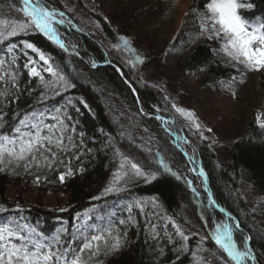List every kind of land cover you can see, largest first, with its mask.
Instances as JSON below:
<instances>
[{"label":"trees","instance_id":"trees-1","mask_svg":"<svg viewBox=\"0 0 264 264\" xmlns=\"http://www.w3.org/2000/svg\"><path fill=\"white\" fill-rule=\"evenodd\" d=\"M128 1L130 5L135 4L136 10L113 26L107 14L91 0H48L51 7L69 14L83 30L75 31L69 25L62 28L67 41L78 48V55L72 53V49L68 51L70 53L63 51L40 33L16 37L15 42L19 47L12 53L0 46V59L17 57L18 68L13 70L17 72L20 86L19 92L8 86L19 98L4 110L12 116L15 112L24 114L39 106L37 99L44 89L38 78L28 75L24 67L27 57L21 51L23 46L20 42L28 40L50 55L54 66L59 65L70 82L75 84L74 88L66 91L61 87L60 95L48 92L46 104L49 108L60 107L71 117L66 122L75 129L69 134L76 144L74 149L58 156L62 164L57 162L51 168L30 166L26 170L23 166L10 165L0 171V206L7 209L0 213V217L17 216L16 209L20 206L22 211L19 215L44 234L51 236L63 228L65 231L60 235L65 247L71 244L77 226L95 223V235L104 236L107 244L104 240L94 242L99 244V251L96 252L95 247L92 252L85 251L83 259L86 264H230L210 239L214 222L222 221L224 216L210 204L201 178L194 173L162 121L156 119L161 116L175 120L172 128L188 140L185 148L193 150L205 168L215 200L238 219L240 230L237 237L241 241L243 236H251L256 262L264 264V128L256 124L253 113L241 114V119L233 120L231 128L236 131V136L224 152L222 162L217 157L213 137L209 134L208 139L200 131L198 133L189 121L174 111V100L166 86L173 89L172 93L176 92L177 78H187L183 76L184 72L206 68L211 76L216 77L228 72L229 68L215 58L217 45L214 47L210 41L195 44L185 53L180 65L168 69L163 79L157 78L162 82H150L149 87H142L141 78L134 75L128 64L114 56L110 60L113 64L93 67V62L108 60L103 40L114 42L116 34L123 32L137 44L134 39L137 37V0ZM9 2L17 8L23 6L21 0H0V20L25 19L22 13L7 7ZM205 2L207 0H196L194 5L203 8ZM249 2L254 7L248 12V17L264 20V0ZM121 6L123 9L118 11L120 17L127 13L126 3L123 2ZM143 8L146 10L147 5ZM246 14V11L241 12L245 18ZM141 16L148 17V14L140 15L139 20ZM187 28L196 29L191 23ZM133 31H136V35ZM117 67L123 70V75ZM171 71H174L176 80ZM176 72L179 73L178 77ZM44 75L46 80L50 79L47 73ZM134 89L138 92L144 114L138 107ZM3 103L7 104V101ZM117 149L138 162L146 173H156V179H145L129 173L121 183L123 191L103 194L114 178L113 173L120 171L121 155ZM161 158L171 172L160 170L157 161ZM69 168L74 175L67 176L61 182L59 175ZM37 176L42 190L68 194L69 201L64 208H47L1 196L12 179L36 180ZM102 194V199H93ZM121 195L133 199L130 206L135 223L128 220L129 211L117 205V197ZM152 198H156L155 207L150 202ZM136 201H141L143 211L134 206ZM89 208L94 211L85 217L83 214ZM120 220L126 223L121 225ZM171 221H175L190 237L186 251L176 250L181 239L176 235ZM153 224L156 225L155 236L151 230ZM109 229L112 230L111 236L105 231ZM117 235L121 243L118 249H113V237ZM169 237L174 243L169 242ZM202 237L209 238L201 240Z\"/></svg>","mask_w":264,"mask_h":264},{"label":"snow or ice","instance_id":"snow-or-ice-1","mask_svg":"<svg viewBox=\"0 0 264 264\" xmlns=\"http://www.w3.org/2000/svg\"><path fill=\"white\" fill-rule=\"evenodd\" d=\"M21 3L23 6L20 8H17L11 2L7 5L10 10L15 9L16 12L22 13L25 19L20 21L0 20V46H4L8 53H12L19 47L15 42L16 37L28 35L29 33H40L48 41L68 52V45L61 38L58 27L65 24V13L51 7L48 0H21ZM253 7L254 4L247 2V0H244V2H241V0H210L206 8L211 15L201 16V35H207L210 40H222L223 44L220 51L229 58L233 66L242 65L249 71H264V20L250 22L240 13L241 9H251ZM120 40L127 50L135 51L128 47L129 41L127 39L120 37ZM20 43L23 46L21 51L27 57V63L24 67L28 69V74L31 77L39 79L44 90L40 92L37 99V105L39 106H34L31 111L24 114L15 112L12 116H9L4 108L10 107L19 98L11 92V89L19 92L20 87L17 81V72L13 70L18 68L17 57L12 56L11 60L0 59V171L5 170V167L10 165L23 166L26 170L30 166L37 169L42 167L51 168L57 162L63 163L62 160H58L60 154L67 153L76 147L73 136L69 134L75 132V129L70 128L66 122L71 120V117L60 107L49 108L46 104V99L49 98L48 92L60 95L59 89L61 87L66 91L74 88L75 84L70 82L59 65L54 66L53 58L34 43L28 40H23ZM26 50H31L38 56V61L43 62L39 68L37 67L38 61L28 56ZM136 60L143 63L139 56L136 57ZM129 63L133 67L135 66L132 61H129ZM92 66L96 67V64L93 62ZM237 71H239V68H237ZM44 73H47L50 79L46 80ZM232 79L235 81V77ZM9 85L11 89L8 87ZM4 101H7V104H4ZM172 107L181 117L186 118L199 133L201 125L194 112L176 104H173ZM5 117H8V119L6 120ZM156 119L164 123L169 122L161 116H157ZM10 121L12 122L9 123ZM171 122L175 123V120L173 119ZM261 126L264 127V124ZM9 128L10 130H6ZM207 131L211 132L212 130L207 129ZM117 153L121 155L120 171L113 173L114 178L110 185L104 189L103 194L123 191L121 183L128 177L129 173L145 179H156V173H146L138 162L121 154L119 149H117ZM76 158L79 159L78 156ZM157 163L163 172H171V169L162 158ZM80 171L82 172L83 169H80ZM72 175L74 173L69 168L65 173L59 175V180L64 182L66 176ZM201 175H203L202 169ZM36 182L39 183V176L36 177ZM193 191L195 190L193 189ZM103 194L93 197V199H102ZM150 202L154 207L156 206V198H152ZM134 206L143 211L141 201L134 202ZM5 211L7 209L0 206V213ZM16 211L17 216L0 224V264H86L83 253L85 251L92 252L94 247L95 251L98 252L99 244H94V242L104 240L102 235H92L90 238H85L78 245L79 253H77L72 244L67 247L64 246L60 235L65 231L63 228L58 230L56 234L49 236L38 231L36 227L26 221L25 217L19 215L22 211L20 206H17ZM93 211V208H89L83 215L87 217ZM128 211L130 213L128 220L135 223L136 221L131 216L132 206L129 207ZM79 216L80 214H78V218ZM119 223L123 225L126 221L120 220ZM171 223L176 235L181 239V244L176 250L186 251L187 241L190 237L175 221H171ZM151 230L154 236L157 235L155 224L151 226ZM239 230L240 225L238 222L235 223V228L227 221L215 223L211 239L236 264H242L246 257L255 261L256 257L251 250L252 237L243 236L241 243L238 245L234 232ZM105 231L107 235H112L111 229ZM76 238L74 234L73 242L76 241ZM208 238L202 237L201 240ZM113 239L114 243L111 247L118 249L121 243L120 238L117 235ZM169 242L174 243L171 237H169ZM104 243L107 244V240H104Z\"/></svg>","mask_w":264,"mask_h":264},{"label":"rangeland","instance_id":"rangeland-1","mask_svg":"<svg viewBox=\"0 0 264 264\" xmlns=\"http://www.w3.org/2000/svg\"><path fill=\"white\" fill-rule=\"evenodd\" d=\"M91 1H95L100 6L107 17L112 20L113 26L116 22L123 21L124 16L128 17L136 10L135 4L130 5L128 0ZM123 2L127 5V13L120 17L118 11L123 9L121 6ZM193 3H196V0H137V37L134 39L137 41V51L145 53L149 59L137 66V74L144 82L142 87L148 86L145 82L147 80L149 84L150 82L153 84L162 82L159 80L166 76V71L176 68L184 59L183 56L190 43L177 46L179 38L175 45L173 41L177 36L185 37L182 29L185 30V25L189 20L188 13ZM144 5H147L146 10L143 8ZM145 13L148 17L141 16L139 20L140 15ZM133 34L136 35V31H133ZM216 41V43L221 42V40ZM121 44L120 47L124 48L122 41ZM112 49L119 54L115 47ZM182 49L184 50L181 52ZM127 51L131 55L135 54L134 51ZM137 56L141 59L138 52ZM137 63L140 62L137 61ZM234 67L232 68L233 77H235L234 84H230L226 79L211 76L206 68H199L184 72L183 76H187L186 79L182 76L177 78L176 92L172 93L173 89L166 86L167 92L171 94L179 107L195 113L201 128L213 130L211 131L213 143L219 145L218 148L215 146L216 154L222 162L224 152L236 136V131L231 128L233 120L241 119V114L248 115L258 112V123L264 124V71H249L242 65ZM133 73L137 75L134 71ZM170 74L176 80L174 71ZM175 74L179 76V73ZM5 187L4 194L1 196L12 200L51 208L65 206L68 202L66 192L42 190L32 181L12 179V183L6 184ZM79 241L81 240L76 238L74 244Z\"/></svg>","mask_w":264,"mask_h":264},{"label":"bare ground","instance_id":"bare-ground-1","mask_svg":"<svg viewBox=\"0 0 264 264\" xmlns=\"http://www.w3.org/2000/svg\"><path fill=\"white\" fill-rule=\"evenodd\" d=\"M199 212L201 213V209L199 208Z\"/></svg>","mask_w":264,"mask_h":264}]
</instances>
